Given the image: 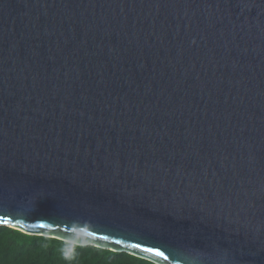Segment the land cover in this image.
<instances>
[{
	"label": "water",
	"instance_id": "1",
	"mask_svg": "<svg viewBox=\"0 0 264 264\" xmlns=\"http://www.w3.org/2000/svg\"><path fill=\"white\" fill-rule=\"evenodd\" d=\"M2 225L264 264V0H0Z\"/></svg>",
	"mask_w": 264,
	"mask_h": 264
},
{
	"label": "trees",
	"instance_id": "2",
	"mask_svg": "<svg viewBox=\"0 0 264 264\" xmlns=\"http://www.w3.org/2000/svg\"><path fill=\"white\" fill-rule=\"evenodd\" d=\"M0 264H155L126 252L75 245L0 226Z\"/></svg>",
	"mask_w": 264,
	"mask_h": 264
},
{
	"label": "snow or ice",
	"instance_id": "3",
	"mask_svg": "<svg viewBox=\"0 0 264 264\" xmlns=\"http://www.w3.org/2000/svg\"><path fill=\"white\" fill-rule=\"evenodd\" d=\"M5 223H7V220L4 221ZM89 235H92L91 233H89ZM103 239L107 240L108 237H103ZM117 244L121 243V241H116ZM133 248H140L141 246L139 244H133L132 245ZM145 251H155V249H152V248H147V249H144ZM158 254H161V253H158Z\"/></svg>",
	"mask_w": 264,
	"mask_h": 264
}]
</instances>
